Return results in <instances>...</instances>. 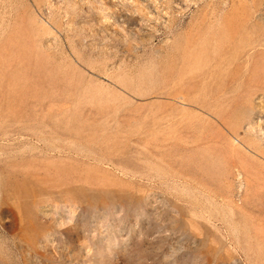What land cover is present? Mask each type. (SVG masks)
<instances>
[{"label": "rangeland", "instance_id": "obj_1", "mask_svg": "<svg viewBox=\"0 0 264 264\" xmlns=\"http://www.w3.org/2000/svg\"><path fill=\"white\" fill-rule=\"evenodd\" d=\"M259 109L264 0H0V264H264Z\"/></svg>", "mask_w": 264, "mask_h": 264}, {"label": "bare ground", "instance_id": "obj_2", "mask_svg": "<svg viewBox=\"0 0 264 264\" xmlns=\"http://www.w3.org/2000/svg\"><path fill=\"white\" fill-rule=\"evenodd\" d=\"M244 56H243V58H244ZM245 60L247 61V59H245ZM259 110L261 111L260 112L261 114H264V110H261V109H259ZM261 121H264V115L262 118L258 119L257 121L255 120V122L253 123L254 124L253 130L251 132H249L250 130L248 131L249 132V138H248L249 140L245 138V139H243V143L247 144V146L249 148H251L254 152L264 155V150H262L260 148V146L258 144H256L255 141L251 142V138H250L251 136H253L254 139H258L257 137L260 135L264 140V125L260 123ZM256 135H258V136H256Z\"/></svg>", "mask_w": 264, "mask_h": 264}]
</instances>
